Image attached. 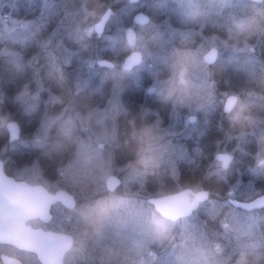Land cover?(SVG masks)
<instances>
[{
    "label": "rangeland",
    "instance_id": "1",
    "mask_svg": "<svg viewBox=\"0 0 264 264\" xmlns=\"http://www.w3.org/2000/svg\"><path fill=\"white\" fill-rule=\"evenodd\" d=\"M41 2L19 0L17 9L0 13V36L11 34L0 40V78L10 81L0 87V129L9 119L20 129L17 139L0 142V159L30 184L75 195V206L65 214L55 208L49 224L73 237L66 264H264V208L227 201L264 191V0H100L114 10L101 32L86 38L83 56L92 67L84 79L95 86L97 74H106L112 101L107 110L97 102L98 111L87 115L71 111L48 79L64 87L60 72L74 78L77 61L65 69L28 40L26 26L51 32ZM136 11L147 23L133 22ZM209 47L217 50L212 65L202 59ZM121 48L138 50L140 62L123 69ZM18 53L25 57L20 68L12 64ZM230 94L236 99L225 112ZM218 151L230 155L225 169ZM110 174L120 179L112 191L104 184ZM182 177L193 189L208 182L215 196L168 231L173 222L146 198L183 188Z\"/></svg>",
    "mask_w": 264,
    "mask_h": 264
},
{
    "label": "water",
    "instance_id": "2",
    "mask_svg": "<svg viewBox=\"0 0 264 264\" xmlns=\"http://www.w3.org/2000/svg\"><path fill=\"white\" fill-rule=\"evenodd\" d=\"M128 3L134 4L139 0H127ZM261 2L262 0H252ZM109 17L106 16L102 23H97L94 26V31L99 34L104 22ZM132 20L134 23L145 24L148 21V16L142 11H137L133 14ZM125 37L129 46H132L135 41V32L131 26L126 27ZM216 49L209 48L203 54V60L206 63H212L215 59ZM141 60V54L138 50H131L123 59L121 66L123 69H130L138 64ZM97 64L111 67L112 62L107 59H98ZM235 101L234 95H228L225 98L224 110L227 111ZM194 115L187 117L188 121ZM18 123L14 119H9L5 122V129L8 140L17 139L19 135ZM217 159L222 161L221 167L227 168L230 161V155L226 152H218ZM105 187L112 191L120 184V179L110 174L105 178ZM191 189L183 187L177 191L169 192L157 196H150L147 202L152 206L153 210L162 218L168 221H176L180 218L188 216L193 208H197L199 203L206 200L205 188H200L192 192ZM57 200L62 201L67 208L74 206V201L70 194L64 191L49 192L41 184H29L23 180H15L11 176H7L3 171V161L0 159V242L9 243L15 247L35 252L39 258L46 264H63L62 258L64 252L72 245L70 236L45 230L41 227H33L27 220L41 217L50 218L51 205ZM227 201L235 206L241 207L244 210H253L264 208V191L255 195L246 201L237 200L231 197ZM3 260L20 264V260L11 258L4 254L1 255Z\"/></svg>",
    "mask_w": 264,
    "mask_h": 264
},
{
    "label": "clouds",
    "instance_id": "3",
    "mask_svg": "<svg viewBox=\"0 0 264 264\" xmlns=\"http://www.w3.org/2000/svg\"><path fill=\"white\" fill-rule=\"evenodd\" d=\"M30 4H34L35 0H29ZM19 0L15 3H8V0H0V13H3L6 7L17 9ZM40 16L47 22V27H51V32L47 33L43 24H36L29 27L31 40L44 54L46 60L56 64L70 67L73 60L78 63V69L74 78L61 71L59 79L63 81L64 87L60 88L57 81L48 74V79L52 87L59 88L61 95L64 97L63 102L71 106V111H81L82 114L95 113L98 111L97 102L104 104V109L111 104L112 97L105 91V85L108 82L106 74L99 75V84L92 86L84 77L87 70L92 67L90 59L85 58L83 53L89 48L86 38H90L94 33V26L102 23L106 16L111 14V9L100 0H42L39 5ZM0 19H5L0 17ZM11 37L10 33L0 36V40ZM39 37V39H37ZM28 40L24 41L25 43ZM75 50H73V47ZM25 57L23 53L15 55L12 61L13 66L23 67ZM7 63V62H6ZM264 73V65L261 67ZM10 81L6 78H0V87H6ZM61 102V101H58ZM190 119L195 120V117ZM91 123V121H90ZM19 127V125H17ZM105 146L100 145L103 149ZM206 197H211L212 193L205 189ZM198 209L193 208L188 215L191 216ZM187 220V217L182 218ZM173 222L170 226H166L168 231L176 227Z\"/></svg>",
    "mask_w": 264,
    "mask_h": 264
},
{
    "label": "flooded vegetation",
    "instance_id": "4",
    "mask_svg": "<svg viewBox=\"0 0 264 264\" xmlns=\"http://www.w3.org/2000/svg\"><path fill=\"white\" fill-rule=\"evenodd\" d=\"M249 1H251V0H249ZM263 1V0H262ZM253 3H257V2H253ZM262 3V2H261ZM258 4H260V3H258ZM209 48H211V47H209ZM208 48V49H209ZM207 49V50H208ZM216 49V48H215ZM206 50V51H207ZM205 51V52H206ZM204 52V53H205ZM203 53V54H204ZM203 54H202V56H203ZM216 57H217V50H216V55H215V59H214V61L212 62V63H206L207 65H212L214 62H215V60H216ZM202 59H203V57H202ZM235 96V95H234ZM227 97V96H226ZM235 99H236V97H235ZM225 102V101H224ZM235 102V101H234ZM233 102V103H234ZM233 103H232V105H233ZM231 105V106H232ZM231 108V107H230ZM230 108H229V110H230ZM224 109V108H223ZM229 110H227V111H229ZM225 111V110H224ZM226 112V111H225ZM191 115H193V114H191ZM189 116V115H188ZM187 116V117H188ZM194 117H195V115H194ZM188 121V120H187ZM194 121V120H193ZM193 121H189V122H193ZM218 152H220V151H218ZM217 152V153H218ZM216 153V154H217ZM216 154H215V157H216ZM217 158V157H216ZM218 160H220V159H218ZM221 163H222V161H221ZM229 164V163H228ZM3 171H4V173L7 175V176H11V177H13L15 180H23V181H26V178H24V177H22L20 174L22 173H20V171L18 170L17 171V169H16V166L15 165H11V166H9L8 164H7V162H3ZM26 182H28V181H26ZM44 187L46 188V190L47 191H49V192H52V193H54V192H56V191H64V192H66L67 194H70L71 196H72V199H73V201H74V206H75V204H76V198H75V195L70 191V190H68L67 188H60V187H53V188H51V187H49L48 186V184H44ZM187 187H189L190 189H191V194H192V190H196V189H199V188H196V189H193L192 188V186H187ZM200 188H205V187H200ZM64 189V190H63ZM205 189H207V188H205ZM208 190V189H207ZM55 208H58L57 210L58 211H60V212H62V213H67L70 209H72V208H67L66 207V205L62 202V201H59V200H57L56 202H54L52 205H51V209H50V211H51V216H50V218H41V217H36V218H33V219H31V220H28L27 222L28 223H33V222H36L37 223V225H33L34 227H41V228H43V229H45V230H49V231H55V232H60V233H63V234H66V235H68V236H70L71 237V239H72V243H73V237H72V235L69 233V232H65V231H63V230H58V229H56V228H51L50 226H49V224H50V221L53 219V216H54V210H55ZM32 225V224H31ZM0 248H6V250H3V251H1L0 250V264H15V263H12V262H7V261H5V260H3V258L1 257V255L2 254H4V255H6V256H9V257H11V258H16V259H18V260H20V264H46L45 262H43V260L41 259V258H39L38 257V255L35 253V252H31V251H27V250H22V249H19V248H17V247H15L14 245H12V244H9V243H1L0 242ZM71 248V247H70ZM70 248L68 249V250H66L65 252H64V255H63V258H62V262H63V264H66V262H65V254L70 250ZM18 253V255H16ZM23 255V256H22ZM26 255H30V256H32V258H33V260H34V262L35 263H32V262H28V261H26V259L27 258H25L26 257ZM29 256V258H28V260H31L32 258Z\"/></svg>",
    "mask_w": 264,
    "mask_h": 264
},
{
    "label": "trees",
    "instance_id": "5",
    "mask_svg": "<svg viewBox=\"0 0 264 264\" xmlns=\"http://www.w3.org/2000/svg\"><path fill=\"white\" fill-rule=\"evenodd\" d=\"M122 2H123V0H122ZM124 3L126 4V2H125V0H124ZM113 5H115V4H113V3H108L107 4V6L111 9V11L112 10H114V8H112V6ZM122 50V52L120 51V53H119V56H118V61H120V59H121V57L122 56H124L129 50L127 49H124V48H121ZM64 68V67H63ZM67 67L65 66V69H66ZM42 72H44V70H42ZM45 73V72H44ZM17 119V118H16ZM1 129H2V131H1ZM0 129V142H7L8 141V138H6V133H5V130L3 129V128H1ZM6 138V139H5ZM211 154V152H210V150H208V152H207V156H209ZM249 159H251V158H249ZM248 159V160H249ZM180 182H181V184L180 185H182V187H185V186H191L193 183H191L190 181H189V179H186V180H184V178L182 177V178H180ZM209 183H211V182H209ZM197 186L198 187H205V188H207L211 193H212V195H211V197L210 198H213L215 195L213 194V191L211 190V187L209 186V184H208V182H206V183H204L203 181H200V182H198L197 183ZM169 188H167L166 190H168ZM169 191V190H168ZM172 191H174V190H172ZM172 191H170V192H172ZM264 211V210H263Z\"/></svg>",
    "mask_w": 264,
    "mask_h": 264
}]
</instances>
